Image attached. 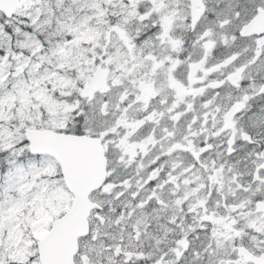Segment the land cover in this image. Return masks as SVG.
<instances>
[{"label": "snow or ice", "instance_id": "6c2138e0", "mask_svg": "<svg viewBox=\"0 0 264 264\" xmlns=\"http://www.w3.org/2000/svg\"><path fill=\"white\" fill-rule=\"evenodd\" d=\"M0 264H264V0H0Z\"/></svg>", "mask_w": 264, "mask_h": 264}]
</instances>
